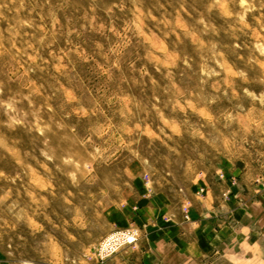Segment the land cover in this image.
Wrapping results in <instances>:
<instances>
[{"label":"rangeland","instance_id":"1","mask_svg":"<svg viewBox=\"0 0 264 264\" xmlns=\"http://www.w3.org/2000/svg\"><path fill=\"white\" fill-rule=\"evenodd\" d=\"M231 13L229 0H0V253L9 264L116 256L101 261L97 249L124 230H110L109 213L136 197L139 179L174 193L200 177L258 173L264 187V112L231 99L237 73L264 75V41L233 34ZM253 15L246 22L259 32ZM173 79L185 86L179 95L167 91ZM61 102L102 114L53 127Z\"/></svg>","mask_w":264,"mask_h":264},{"label":"crops","instance_id":"2","mask_svg":"<svg viewBox=\"0 0 264 264\" xmlns=\"http://www.w3.org/2000/svg\"><path fill=\"white\" fill-rule=\"evenodd\" d=\"M258 176L200 177L174 193L137 180L136 197L111 208L109 226L137 228L139 242L102 264H264V187L255 184ZM0 264H9L1 253Z\"/></svg>","mask_w":264,"mask_h":264},{"label":"clouds","instance_id":"3","mask_svg":"<svg viewBox=\"0 0 264 264\" xmlns=\"http://www.w3.org/2000/svg\"><path fill=\"white\" fill-rule=\"evenodd\" d=\"M229 3L232 7V19L234 20V24L230 26V31L235 34L239 32H244L245 29H247L249 32H252L254 35L259 37L261 41H264V36H260V32H264V0H229ZM259 13V16H252V19L255 21L257 27L259 28V32L256 31V29L252 28L247 22H246V16L250 13ZM198 24L204 25L205 32H208L211 29L210 24H204L203 19L197 21ZM247 34V33H245ZM238 38V37H237ZM238 48L239 45H236ZM264 55V54H262ZM242 59V58H241ZM256 61L250 60V63H255ZM261 68L264 69V61L260 62ZM190 67V65H189ZM237 75L240 77V79L243 81V84L251 85L253 83H259L261 85H264V75L261 76L258 80H249L247 75L244 72H239ZM205 81L201 80V85L204 84ZM242 85H231L232 86V100L237 101V107H242L243 101L245 99H250L253 102V106L255 107V104H259L261 107V111L264 112V92H261L259 96H256L253 92L249 91L247 87H243ZM185 87L183 84H177L176 81L173 79L170 81L169 85L167 86V91L172 92L175 95L180 94V89ZM216 91H219V88H217L215 85L213 86ZM237 87L242 89V93L240 91H237ZM3 94V89L0 87V95ZM225 96H227V93H225ZM201 97L203 98V89H201ZM27 99V98H25ZM219 97L210 98L205 101V105L210 107L211 105L217 103ZM47 106V101H45V107ZM60 111L64 113V115L61 117V120L59 124H54L53 127L57 128H65L67 125L64 123V121L68 118H70L73 115L84 117L85 115L94 116L100 113L99 109H89V111L86 113L83 106L79 108V110L73 109L72 111H67L66 105H64L61 102L60 105ZM74 132L75 129H72ZM90 141H84L85 144H88ZM190 162L191 158H189ZM0 176H3V173H0ZM257 209H260L261 206L259 204L255 205ZM264 210V209H262ZM70 239H73L70 237ZM74 264V262H73Z\"/></svg>","mask_w":264,"mask_h":264},{"label":"built area","instance_id":"4","mask_svg":"<svg viewBox=\"0 0 264 264\" xmlns=\"http://www.w3.org/2000/svg\"><path fill=\"white\" fill-rule=\"evenodd\" d=\"M139 238L140 233L135 227L113 233L98 246L99 259L105 261L118 254L122 249L137 245Z\"/></svg>","mask_w":264,"mask_h":264}]
</instances>
